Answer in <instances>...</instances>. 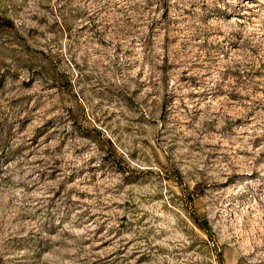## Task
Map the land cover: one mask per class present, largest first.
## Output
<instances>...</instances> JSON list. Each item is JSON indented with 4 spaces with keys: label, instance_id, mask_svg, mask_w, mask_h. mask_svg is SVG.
Listing matches in <instances>:
<instances>
[{
    "label": "rangeland",
    "instance_id": "obj_1",
    "mask_svg": "<svg viewBox=\"0 0 264 264\" xmlns=\"http://www.w3.org/2000/svg\"><path fill=\"white\" fill-rule=\"evenodd\" d=\"M0 264H264V0H0Z\"/></svg>",
    "mask_w": 264,
    "mask_h": 264
},
{
    "label": "trees",
    "instance_id": "obj_2",
    "mask_svg": "<svg viewBox=\"0 0 264 264\" xmlns=\"http://www.w3.org/2000/svg\"><path fill=\"white\" fill-rule=\"evenodd\" d=\"M5 24V23H4ZM7 26H12L10 23H8V25Z\"/></svg>",
    "mask_w": 264,
    "mask_h": 264
}]
</instances>
